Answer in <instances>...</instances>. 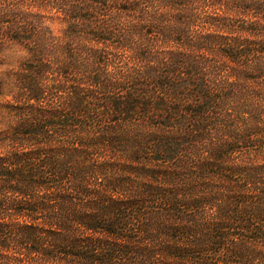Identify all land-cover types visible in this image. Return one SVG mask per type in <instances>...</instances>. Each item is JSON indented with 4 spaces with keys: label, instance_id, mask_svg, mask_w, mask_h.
Listing matches in <instances>:
<instances>
[{
    "label": "trees",
    "instance_id": "16d2710c",
    "mask_svg": "<svg viewBox=\"0 0 264 264\" xmlns=\"http://www.w3.org/2000/svg\"><path fill=\"white\" fill-rule=\"evenodd\" d=\"M0 264H264V0H0Z\"/></svg>",
    "mask_w": 264,
    "mask_h": 264
}]
</instances>
